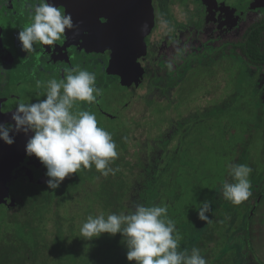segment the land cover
Returning <instances> with one entry per match:
<instances>
[{
  "label": "rangeland",
  "instance_id": "1",
  "mask_svg": "<svg viewBox=\"0 0 264 264\" xmlns=\"http://www.w3.org/2000/svg\"><path fill=\"white\" fill-rule=\"evenodd\" d=\"M227 1L218 14L207 13L208 19L221 18L222 31L223 26L225 31L233 28L237 16L254 6L249 0L246 6L238 0ZM169 94L153 100L134 90L126 99L117 96L118 102L107 98L102 108L105 116L98 120L117 145L124 166L120 170H125L122 178L116 170L107 176L98 175L97 169L80 173L71 188L62 192L60 205L50 206L47 221L57 222L59 210L68 242L80 245H76L78 264H136L127 260L120 233L86 239L80 236L81 225L89 215L126 213L136 204L166 206L180 244L192 240L196 245L205 230L215 236L206 239L210 244L204 250L207 264H264V197L251 216L243 203L219 206V200L227 202L221 191L229 164L242 163L252 169L251 188L263 178L264 75L255 74L241 58L229 54L195 66L191 78ZM109 114L112 120L107 119ZM202 201L211 203L207 221L198 217ZM125 203L126 209L122 208ZM212 215L218 216L216 223L211 222ZM5 216L7 212L0 209V217ZM58 228L59 224L51 225L53 239L59 235ZM246 231L248 249L242 239ZM250 246L251 257L246 255ZM183 248L189 249L187 244Z\"/></svg>",
  "mask_w": 264,
  "mask_h": 264
},
{
  "label": "flooded vegetation",
  "instance_id": "2",
  "mask_svg": "<svg viewBox=\"0 0 264 264\" xmlns=\"http://www.w3.org/2000/svg\"><path fill=\"white\" fill-rule=\"evenodd\" d=\"M225 1L153 0L154 24H149L148 31H138L132 55L122 56L117 46L109 45L110 37L103 38L109 36L108 25L113 20L136 17L139 8L132 0H49L71 14L74 27L66 29L55 45L37 42L30 52L22 49L18 33L31 23L28 5L37 0H0V123L14 125L11 114L17 103L45 99L47 81L59 82L66 70L77 67L95 73L102 95L92 104L77 101L74 110L93 113L101 128L98 119L105 116L102 108L107 98L115 97L118 102L134 90L153 100L165 97L191 78L195 66H206L229 54L241 58L250 71L264 75V64H249L246 52L248 44L264 50V0H249L254 6L237 16L233 28L225 31L223 26L222 31L221 18L208 19L207 13L218 14L222 6H228ZM238 1L246 6L247 0ZM117 33L118 29L110 36ZM96 36L101 45L93 40ZM109 116L107 119L112 120ZM32 135L31 131L10 132L14 137L11 145L0 139V200L4 203L0 208L11 210V217L26 210V203L35 202L38 192L50 191L52 195L46 167L34 154H26L25 145ZM260 182L258 186H262L264 175ZM263 197L264 191L255 208Z\"/></svg>",
  "mask_w": 264,
  "mask_h": 264
},
{
  "label": "clouds",
  "instance_id": "3",
  "mask_svg": "<svg viewBox=\"0 0 264 264\" xmlns=\"http://www.w3.org/2000/svg\"><path fill=\"white\" fill-rule=\"evenodd\" d=\"M31 23L18 33L22 49L30 52L34 44L53 46L74 27L72 16L62 12L49 0L29 4ZM171 68V65H168ZM62 90V91H61ZM102 95L96 86L95 73L73 68L59 82L47 81L46 97L30 103H17L11 114L13 124L0 123V139L14 143L10 132L33 133L25 145L26 154L35 155L46 167L48 187L56 189L66 176L77 173L82 166L95 168L103 175L114 174L109 165L118 156L111 134L98 127L96 117L86 110H74L77 101L95 103ZM229 174L235 183L224 181L222 195L233 204H240L251 195L249 175L252 169L245 164H229ZM209 201H202L198 217L211 210ZM103 233H120L127 247V260L136 264H207L198 248H180L174 221L167 216L166 206L136 204L129 211L107 216L89 215L80 227L86 239Z\"/></svg>",
  "mask_w": 264,
  "mask_h": 264
},
{
  "label": "trees",
  "instance_id": "4",
  "mask_svg": "<svg viewBox=\"0 0 264 264\" xmlns=\"http://www.w3.org/2000/svg\"><path fill=\"white\" fill-rule=\"evenodd\" d=\"M246 52L248 59L247 61L249 64L251 63L258 66L264 64V50H261L257 44H248V49ZM118 152L119 151H117V153ZM121 161L122 158L117 156V158L109 165L113 167L114 170L119 172L117 174L119 177H121L125 171L120 170V167L121 169L124 167L120 163ZM126 166L127 165H125V167ZM89 171L96 172L94 164L91 168H86V170H84V167L82 166L79 170H77L76 176L73 173L70 174V176H66L58 188L52 189L51 196L50 191H43L41 193L38 192V199H36L35 202L26 203V210L15 213L13 217H11L10 211L5 210L7 212V216L2 218L0 217V264H78V258L76 257L79 256V253L76 245H80L68 242L66 237V235L68 236V230L65 229L63 224L65 219L60 215L59 210H57V222H48L45 215L50 212V206L54 209L53 205L55 203L58 206L60 205L62 202V192L64 190L68 191V189L71 188L73 180H75L80 173ZM97 174L104 176L101 172H97ZM227 182L235 183L236 181L234 180L233 176L229 174ZM250 191L251 195L248 197V199L241 202L245 208H249V216H251L252 211H254V208L257 205V201L260 199V196L264 191V182L262 186H254L250 189ZM112 195H114V191ZM218 197L219 195L216 196L215 199H218ZM29 198H32V196H29ZM228 201L229 200H227V202L224 200H219V206L222 207L226 203L232 204L231 201ZM3 205L4 203L0 201V207H3ZM126 206L127 203H125V206L122 205V208L124 207V209H126ZM216 218L218 220V216L214 217L212 215L211 222L216 223ZM55 223L56 225L59 224V228L56 230L59 235H56V239H53V230L51 229V225H55ZM217 223L219 225L224 223V219H222V221H218ZM241 231L237 235H241ZM246 234L247 236H243L242 239H244L246 242L245 248L248 249L250 245V243H248V237L250 238V234L248 235L247 231ZM190 236L191 235L184 239L188 240ZM212 237L210 234L207 235L205 230L202 233V236L197 239L198 242L196 245L193 244V241L191 240L187 241V243L182 242L180 247L183 248L184 245L187 244L189 251L193 247L198 248L200 250V254L204 257V250H207L210 246V244L206 243V239L208 241ZM184 239L181 241H184ZM52 248L54 249L51 251ZM62 249L65 250V252H62ZM52 254L53 259L51 258ZM246 255L249 257L252 256L251 246L249 252Z\"/></svg>",
  "mask_w": 264,
  "mask_h": 264
},
{
  "label": "water",
  "instance_id": "5",
  "mask_svg": "<svg viewBox=\"0 0 264 264\" xmlns=\"http://www.w3.org/2000/svg\"><path fill=\"white\" fill-rule=\"evenodd\" d=\"M153 0H132L134 7L139 8L135 11L134 19H126L118 21L113 20L108 25L110 29L109 36H106L108 39L109 45L117 46L119 48L118 54L122 56H129L133 53V47L135 43L136 33L141 30H149V24H154V12H153ZM62 3H64L62 1ZM139 15V16H138ZM122 25V26H121ZM118 33L110 36L113 31ZM108 35V34H107ZM100 37L96 36L93 40H97V44L101 45ZM112 40V41H110ZM3 202L2 200H0Z\"/></svg>",
  "mask_w": 264,
  "mask_h": 264
}]
</instances>
